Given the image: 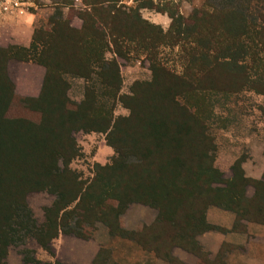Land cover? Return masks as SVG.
<instances>
[{"label": "trees", "instance_id": "16d2710c", "mask_svg": "<svg viewBox=\"0 0 264 264\" xmlns=\"http://www.w3.org/2000/svg\"><path fill=\"white\" fill-rule=\"evenodd\" d=\"M68 2L69 0L56 1L55 4L64 6L54 7H67ZM82 2L84 6L77 15L82 20L80 30L66 24L64 11L59 8L63 13L61 12L58 20L35 28L29 48H0L4 67H7L11 60H15L37 63L46 68L44 87L38 100L44 98L45 87L53 80H59L68 86L65 80L68 76L91 82L92 78L96 77L102 86L113 88L109 99L101 102L98 97L101 89L86 87L84 100L76 105V111L70 115L73 123L78 122L77 131L105 133L111 141L114 133H120L121 121L132 118L113 119L114 116L107 105L124 104L131 111V116H134L135 108L128 103L135 101L143 90L151 89L165 78L174 77L181 83L177 90L171 95L168 94V98L177 104L176 108L179 110V118H175L179 132L176 133L174 143L165 148V151L171 153L185 147L189 134L187 124L182 122L184 118L194 122L195 130L197 127L199 132L203 131L201 125L204 115L199 109L192 110V107L189 108L183 101L184 95L193 90L192 86L200 97L206 98V89L201 86L203 81L196 77L197 70H205L207 76L214 71L217 74L216 67L220 66L222 74L229 78L235 70L241 68L245 71L241 74L244 78L242 89L245 87L256 94L264 95V69L261 68L264 67V57H261L262 53L264 54L263 10H254L251 6H233L231 2L224 8L207 3L191 20L176 13L168 14L172 23L169 31L164 32L161 26L143 18V10L166 13L156 7L153 1L137 3L136 0L137 6L132 7L120 5L122 0ZM254 13L257 18L253 17ZM71 35H77V40L70 41V37H66ZM177 45H182L187 51L184 54L188 56L190 66L195 68L193 76L186 72L181 76L170 74L158 63L159 49ZM70 49L81 59L82 67L65 63L63 56L73 60ZM56 54L60 56L53 58ZM107 54L115 58L110 60L106 57ZM131 54L135 57L146 55L152 66V80L136 82L130 89V96H119L118 87L113 85L121 83L120 65L116 58L128 59ZM250 60L255 64L253 68L248 64ZM257 67L261 70L258 71ZM5 69L7 74V68ZM209 90L214 91L213 88ZM226 92L232 94L236 93V90ZM84 119L87 122H83ZM172 121L162 118L152 120L148 124L141 123V126H145L141 129L140 136L132 140L134 142L129 149V155H154L157 138L170 133L171 124L174 122ZM133 124L135 127V123ZM0 126V144H3L5 125L1 122V116ZM57 127L59 132L66 128L62 122L56 124L55 130ZM16 129L13 128L14 131ZM46 131L54 132L50 128ZM111 145L115 147L113 143ZM5 146L8 147L6 144ZM57 146L62 148V143ZM52 155L55 168H28L40 170L46 180L44 181V178L33 181L20 191L15 189V196L10 198L6 196L8 193L4 188L8 180L12 181L16 169L10 167L12 163L4 162L3 167L11 168V174L6 169L0 171V264H8L10 249L15 245L19 246L26 239L36 241L53 261L44 262L38 259L37 253L24 249V264H64L56 258L54 241L62 234L91 240L98 223L104 225L111 238L131 241L143 250L155 253L169 264H181L173 256V249L178 247L197 255L201 253L198 238L210 229L207 213L211 207L231 211L238 216L264 224V175L260 181L251 180L244 175L241 168L239 180L243 188L239 194L231 190L234 183H228L224 189L214 188L213 186L221 181L213 168H188L182 160L176 161L181 166H171L173 168H96L95 178L85 182L80 180L79 175L71 168H60L57 165L61 154L56 148ZM249 186L255 188L252 199L247 196ZM8 188L12 189L10 184ZM27 189L55 196L52 205L44 210L45 221L41 225H38L26 200L17 202L21 197L18 192ZM191 189L202 199L201 211H197L191 204L194 198L189 202L188 198H183L184 193ZM180 200L189 203L186 215L178 214ZM248 203L253 204V207L249 206L247 209ZM132 204L154 208L158 212L156 221L151 226H143L136 231L127 229L123 218L126 209ZM112 259V250L102 248L94 264H110Z\"/></svg>", "mask_w": 264, "mask_h": 264}, {"label": "rangeland", "instance_id": "374dc122", "mask_svg": "<svg viewBox=\"0 0 264 264\" xmlns=\"http://www.w3.org/2000/svg\"><path fill=\"white\" fill-rule=\"evenodd\" d=\"M56 1L61 2L62 0H6L4 2H8V6H39L40 10L35 28L47 26L51 21L58 20L61 12L64 11L66 24L80 30L82 20L77 15L84 6L82 0H69L67 7H54L64 6L55 4ZM143 1L137 0V3ZM150 1H153L156 7L166 13H160L157 10H143V18L152 24L161 26L164 32L169 31L172 23L168 14L176 13L191 20L195 14L200 13L206 7L207 3L224 8L231 2L233 6H251L254 10L264 11V0ZM23 3L25 5H22ZM137 3L136 0H122L120 5L132 7L137 6ZM30 8L31 11H35V8ZM59 8L63 10L60 11ZM254 14L253 17L257 18V15ZM161 17L165 18L164 26L160 25L162 23L157 24L158 18ZM8 32V26H0V38H7ZM66 37H70V41L78 38L77 35ZM69 52L73 60L63 56L65 63L74 67H82L83 62L73 49H70ZM185 52L187 51L182 45L162 47L157 52L158 63L170 74L181 76L186 72L193 76L195 68L190 66L191 63L187 58L188 56H185ZM58 55L60 56V54H56L52 57L58 58ZM106 57L110 60L115 58L111 54H107ZM261 57H264L263 53ZM116 59L120 65L121 83L120 85L119 83L113 85L118 87L119 96H130V89L136 82L152 80V66L146 55L140 54V56L135 57L131 54L128 59ZM248 64L252 68L255 65L251 60ZM5 68H7V74ZM261 68L264 69L263 66ZM257 69L259 68L257 67ZM216 70L217 74L214 71L207 76L205 70L196 71L197 79L203 81L201 86L206 89V98L200 97L193 86V90L184 95V104L189 108L192 107L194 111L199 109L204 115V121L201 125L203 131L199 132L197 127L195 130L194 122L189 118H184L182 122L187 124L189 134L186 138L185 147L170 153L165 151V148L174 143L176 133L179 132L175 124V118H179V110L176 108L177 104L168 98V94L171 95L174 90H177L181 83L174 77L165 78L151 89L143 90L135 101L128 103L135 108L134 116H131V111L124 104L119 103L113 106L109 103L107 108L114 116L113 119L132 118V120L121 121L119 124L120 133H114L113 139L109 141L108 134L105 133L77 131L76 124L78 122L73 123L70 115L76 111V105L78 106L84 100L87 86L101 89L100 94H98L101 102L109 99L113 88L102 86L96 77L92 78L91 82L83 78L68 76L65 78L68 86L59 80H53L46 85L43 99L38 100L39 97L27 98L18 93L16 84L8 71V66L4 67L0 57V116L1 122L5 125L4 145L0 144V171L6 169L10 173L11 168L3 167L4 162L6 164L12 163L10 167L16 169L12 181L8 180L4 188L8 193L6 196L9 198L15 196V189L20 191L33 181L43 180L45 176L40 170H29L28 168H55L56 164L52 157L55 148L61 154L57 165L60 168H71L79 175L80 180L85 182H90L95 178L96 168H170L171 166H181L176 161L183 160L184 166L188 168H213L219 176L218 180L221 181L217 185L215 184L214 188L224 189L228 183H234L231 190L235 193H242L243 187L240 186L239 180L241 168L244 175L251 180H254L250 177L251 175L259 176L264 170V95L256 94L245 87L242 89L244 78L241 74L245 71L241 68L235 70L229 78L222 74L220 66L216 67ZM231 77H233L232 80ZM210 88H213L214 91L209 90ZM228 90H236V93L228 94L226 92ZM162 118L174 122L172 121V129L169 134L157 138L158 143L154 155L147 153H144L143 157L129 155V149L134 142L132 140H136V136H140L139 133L145 126H141V123L147 122L146 124H148L152 120ZM58 122H62L66 126L64 131L59 132L58 127L55 130L54 127ZM83 122H87V120ZM133 123H135V127ZM14 127L17 128L15 131L13 130ZM48 128L53 129L54 132H47L46 129ZM199 133L202 134L199 135ZM60 142L62 148L57 146ZM112 143L115 147L111 145ZM9 184L12 189L8 188ZM254 194L255 188L253 186L247 187L248 198L252 199ZM18 196L21 197L17 202L26 200L38 225L43 224L45 221L44 210L52 205L55 196L47 192L29 191V189L18 192ZM183 198H188L187 202L194 198L191 204L195 206L197 211L202 210V199L193 189L185 192ZM180 202L178 214L186 215L189 203L181 200ZM249 206L252 208L253 204L250 203L249 205L248 203L246 208L248 209ZM212 208L214 207L210 209ZM156 213L158 212L154 208L132 204L126 209L123 224L127 229L136 231L143 226H151L158 217H156ZM136 226L138 227L134 229ZM95 229L91 240L96 239L100 243L106 241L105 245H108L110 240L120 239L111 238L101 223H98ZM62 240L64 238L60 239L59 237L54 241V251L58 244L64 251L66 245L64 246ZM24 241L19 246L15 245L10 249L8 264H24L22 256L24 249L37 253L38 259L44 262L53 261L52 257L43 251L36 241L32 239ZM107 248L112 247L108 245ZM114 263L115 261L112 259L110 264Z\"/></svg>", "mask_w": 264, "mask_h": 264}, {"label": "crops", "instance_id": "0c3cea01", "mask_svg": "<svg viewBox=\"0 0 264 264\" xmlns=\"http://www.w3.org/2000/svg\"><path fill=\"white\" fill-rule=\"evenodd\" d=\"M4 1L6 0H0V3ZM30 7L35 8V11H31ZM39 10V6H18L12 12L1 13L0 26H8L9 32L7 38H0V48H29ZM165 23L164 17L158 18L157 24L164 26ZM8 71L19 94L27 98L40 97L47 75L44 66L11 60ZM263 174L264 170L261 175L250 177L260 181ZM156 214L157 217L158 213ZM207 222L210 229L198 238L201 249L199 255L178 247L173 249V256L181 264H264L263 223L216 207L208 211ZM59 237L64 238L62 242L66 248L62 251L58 244L55 253L56 258L64 264H94L100 250L108 245L112 247L109 249L112 250L113 261L117 264H169L155 253L145 251L128 240H110L105 245L106 241L100 243L96 239L87 241L64 235Z\"/></svg>", "mask_w": 264, "mask_h": 264}, {"label": "built area", "instance_id": "2783aa9c", "mask_svg": "<svg viewBox=\"0 0 264 264\" xmlns=\"http://www.w3.org/2000/svg\"><path fill=\"white\" fill-rule=\"evenodd\" d=\"M18 5V4H15ZM18 6H8V2L0 3V14L14 11Z\"/></svg>", "mask_w": 264, "mask_h": 264}]
</instances>
